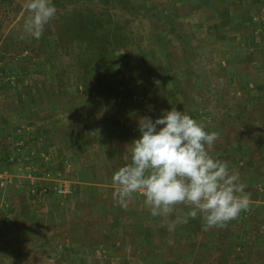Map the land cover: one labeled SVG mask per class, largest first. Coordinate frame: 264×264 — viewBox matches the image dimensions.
<instances>
[{
	"label": "rangeland",
	"instance_id": "1",
	"mask_svg": "<svg viewBox=\"0 0 264 264\" xmlns=\"http://www.w3.org/2000/svg\"><path fill=\"white\" fill-rule=\"evenodd\" d=\"M53 2L57 13L37 39L23 28L24 0H0V81L50 98L83 153L62 152L60 168L35 170L59 218L39 223L33 241L1 226L0 264H138L146 230L160 249L145 264H192L204 241L210 264L226 263V244V264H264V0ZM84 17L108 23L78 39ZM173 105L219 133L212 154L246 184L248 209L222 227L183 222V204L165 220L139 194L127 208L113 198L112 175L131 160L139 117ZM56 185L69 193L53 194Z\"/></svg>",
	"mask_w": 264,
	"mask_h": 264
},
{
	"label": "clouds",
	"instance_id": "2",
	"mask_svg": "<svg viewBox=\"0 0 264 264\" xmlns=\"http://www.w3.org/2000/svg\"><path fill=\"white\" fill-rule=\"evenodd\" d=\"M23 7L28 13L23 28L39 39L56 15V5L53 0H24ZM138 129L139 136L127 145L130 162L112 175V195L121 207L139 194L152 216L168 220L175 206L183 204L188 209L183 222L199 215L206 229L222 227L248 209L239 170L212 154L217 131H208L204 122L174 105L155 118L140 116ZM175 222L169 223L170 230Z\"/></svg>",
	"mask_w": 264,
	"mask_h": 264
},
{
	"label": "crops",
	"instance_id": "3",
	"mask_svg": "<svg viewBox=\"0 0 264 264\" xmlns=\"http://www.w3.org/2000/svg\"><path fill=\"white\" fill-rule=\"evenodd\" d=\"M7 86L0 81V229L3 227L8 229L11 235L21 234L25 237L30 235L31 237L27 238L33 241L39 223L44 220L46 224L47 217L50 222L57 220L59 214L52 205L54 198L51 193L42 190V186L49 185V182L40 181V178L35 177L31 178L32 185H27L26 178L29 176L24 174V171L32 168L35 174L37 168H49L52 171L60 168L57 163H61L60 165L66 163L62 152L79 150L83 153V147L79 146L82 140L75 143L69 140L76 138L75 133L68 130L74 129V124L69 122L65 126L66 130L64 129V122L61 123L62 114L52 109L50 98L36 97L34 88L21 82L18 87L15 85V89L14 87L7 89L9 87ZM28 161L30 164L26 165ZM3 180H6L5 184H2ZM66 214L65 210L61 212L63 217ZM192 220V226L195 225L200 232L204 230V221L199 215ZM47 230L45 231L47 234L54 233L52 229ZM143 235L145 237L140 246L144 249L139 255L138 264H145L144 260H148L149 249H160L148 241L147 230ZM12 242L13 240H10V243ZM3 245H6L5 242L0 241V247ZM210 245L212 244L209 241H204L202 249L207 250ZM31 246L36 247L35 243ZM224 248L226 250L223 254L227 263L232 254L227 255L228 244L224 245ZM206 250H203V256L196 253L198 259L192 264H210ZM214 250L221 253L219 245H216Z\"/></svg>",
	"mask_w": 264,
	"mask_h": 264
},
{
	"label": "trees",
	"instance_id": "4",
	"mask_svg": "<svg viewBox=\"0 0 264 264\" xmlns=\"http://www.w3.org/2000/svg\"><path fill=\"white\" fill-rule=\"evenodd\" d=\"M104 23L106 24V23H108V21L101 20L100 24H99L98 21H92V19L89 18V17L80 18L79 21H78V27H79V33H77L78 34V36H77L78 39H79L80 35H83L81 37L90 38L91 35H92L91 34L92 32H97L98 31L97 29H99V25L102 26V27L106 26ZM1 69L2 68L0 67V70ZM11 73H13V72H11ZM11 73L7 72V74H9V76L11 75ZM6 84L9 87L12 86L9 80L6 81Z\"/></svg>",
	"mask_w": 264,
	"mask_h": 264
},
{
	"label": "built area",
	"instance_id": "5",
	"mask_svg": "<svg viewBox=\"0 0 264 264\" xmlns=\"http://www.w3.org/2000/svg\"><path fill=\"white\" fill-rule=\"evenodd\" d=\"M28 170H30L27 174H28V176L30 177V178H35V177H37V176H35L34 174H33V170H32V168H29ZM45 178H50L51 177V174H50V172H46L45 173V176H44ZM6 183V180H3L2 181V184H5ZM55 191L58 193V194H61V195H66V194H68L69 193V190L66 188V186L65 185H56L55 186Z\"/></svg>",
	"mask_w": 264,
	"mask_h": 264
}]
</instances>
